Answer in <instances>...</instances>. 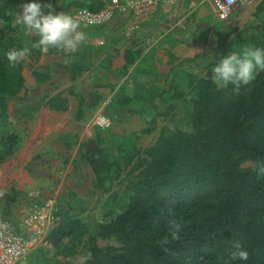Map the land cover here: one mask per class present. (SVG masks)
<instances>
[{"label":"trees","instance_id":"obj_1","mask_svg":"<svg viewBox=\"0 0 264 264\" xmlns=\"http://www.w3.org/2000/svg\"><path fill=\"white\" fill-rule=\"evenodd\" d=\"M107 1L47 0L68 14L78 8L99 10ZM24 2L0 0V163L14 156L22 142L18 132L8 130L9 102L23 101L33 88L22 75L25 60L12 66L7 59L14 49L29 48L27 57L35 61L43 53H61L77 121L108 97L104 112L139 114L147 124L142 134L156 129L159 118L170 116L173 123L161 126L147 147L137 145L136 131H108L105 136L100 131L90 140L93 146L79 143L70 161L73 183L56 199L53 212L58 219L46 233L47 244L34 249L25 263L81 264L82 257L91 254L87 264H222L232 242L240 240L249 258L233 264H264V71L239 93L232 86L218 88L211 78L220 55L247 45L264 48V0L241 27H217V45L212 55L204 56L205 63L187 65L193 60L188 58L160 75L142 69L147 57L140 46L134 48L135 40L123 49V62L114 68L109 45L103 49L106 45L83 42L71 53L32 47L38 37L15 23ZM198 43L193 40L190 45ZM113 50L118 53L116 47ZM89 51L105 54L92 61ZM175 59L171 54L170 62ZM201 66L210 75L205 76ZM86 72L94 84L84 93L76 88ZM31 74L38 84H49L51 67H32ZM143 74L153 79L142 80ZM110 75L123 79L102 84L101 79ZM101 88H109V93ZM66 89L53 95L45 92L43 105L67 111ZM176 112L182 115L176 117ZM58 141L68 150L77 143L70 134ZM88 169L90 195L100 194L97 215L83 212L86 205L72 189L80 177L86 180ZM115 185L121 189L114 190ZM19 193L13 188L2 194L0 211L9 220L14 218L9 206L20 201ZM169 209L174 216L169 217ZM170 218L182 224V232L179 240L162 246Z\"/></svg>","mask_w":264,"mask_h":264},{"label":"rangeland","instance_id":"obj_2","mask_svg":"<svg viewBox=\"0 0 264 264\" xmlns=\"http://www.w3.org/2000/svg\"><path fill=\"white\" fill-rule=\"evenodd\" d=\"M208 3V0H204L202 7L210 11ZM244 8L245 7L236 10V14L234 15L235 17L229 18V20L224 23L216 19L212 15V12H209L207 19L213 22L215 27L221 25L223 30H225L227 26L241 27L245 22H247L250 16L247 11H244ZM115 29L118 30L117 28ZM88 30L93 29L89 28ZM186 36L187 35L184 37H188L186 39L187 44L183 43L182 45L178 46L175 51L172 50L173 53L178 57L177 61L186 58L193 59L191 63H186L187 65L190 64L192 66L205 63L207 60L204 56L208 57V54L212 55L213 48L217 45V41L215 40L216 35H214V33H210L208 30H203L198 32L197 35L192 36L190 34V36ZM197 36L201 37V39L205 38V41L202 43V40H199ZM193 40H198L199 43L197 45H190L192 44ZM106 48L107 45L103 47V49ZM164 48L166 47L164 46ZM157 58H159L160 61H157L158 64L156 63V66L162 70L160 71L161 73H166L171 65L169 64L170 55L163 51L162 55ZM24 60V68L27 69L26 75H31L32 67H36V62L30 60V58L27 56L24 58ZM201 67L200 70L202 73L205 74L206 72L209 74L208 70H205L203 67ZM60 69L63 68L61 67ZM60 69L54 73L56 74L54 78L58 77L54 79V84L56 85L48 86V84H46V87H44V92L53 93L54 89H57L58 87H66L68 83L66 75L64 72H59L64 71ZM59 77L61 79H59ZM91 80L92 79L90 76L86 77V81H84V83L82 82L80 86H77L76 90L87 93L86 91L91 88V85H93L91 84ZM100 91L108 94L109 88H101ZM33 92L34 90L32 93ZM32 93L30 92L29 97L18 103L14 101L9 102L8 121L10 122V125L8 130L18 132L19 136L22 137V142L19 150L14 156L0 163V197H2L3 193L10 192L11 188L15 189L18 187L19 182L24 181V178L28 181L32 179V183L35 186L29 183L27 184L31 186L29 188H38L41 190L40 192H43L44 196H49L52 198L55 197L57 199L59 195L65 194V192H67L65 189L66 186H71L73 183V180L71 179L72 166L70 161L75 155L79 143H85L88 145L87 147L93 146L90 140L94 139L97 135V132L100 131L103 136H105L108 131L110 133L118 134H127L132 131H136L138 133V139L136 140L137 145L141 147H147L155 140L157 132L161 126L173 125V123L170 121V116L165 119L159 118L157 120L156 129H154L151 133L142 134L140 130L146 128L147 124L139 114L124 111L121 113V116H118L119 114L117 115L116 112H104V106L108 100V97L105 102H102L97 108L88 110L82 120L77 121L72 115L76 108V100L72 96H70V109L61 113H50L49 109L43 105V102L34 103V101H32ZM23 106H25L23 108L24 115H21L23 114ZM176 113V117H180V115H182L181 112ZM102 115L108 119V126L101 127L97 124V117ZM36 127L40 129V131L48 133L46 134L45 139L44 136L40 138L38 136L39 134H36ZM66 132L70 135H75L77 139V143L74 144L69 150L63 147L58 141V137L64 135ZM63 156L68 157L67 162L63 161ZM59 159H62V161H59ZM87 172L88 177H86V180L85 178L80 177L78 179V186L72 189L77 192L78 196L83 199V202L86 205L83 209V212L89 215H97L98 208L100 206V203L98 202L100 194L96 193L93 197L90 195L92 175L90 174L89 169ZM113 189L119 190L121 188L115 185ZM79 204L81 207V203ZM9 222L14 231L22 233L19 231L22 229V227L15 225L16 222L14 220L11 219ZM21 264H26L25 260Z\"/></svg>","mask_w":264,"mask_h":264},{"label":"crops","instance_id":"obj_3","mask_svg":"<svg viewBox=\"0 0 264 264\" xmlns=\"http://www.w3.org/2000/svg\"><path fill=\"white\" fill-rule=\"evenodd\" d=\"M260 1L262 0H248L241 8L245 7L244 11H247L248 14L250 15L249 18H251L253 11L255 10L256 6L259 4ZM203 2L204 0H177V2L174 4L159 3L155 7L153 13L145 21H142L140 23L137 30H133V31H130L127 28L128 21H129V14L128 15L118 14L113 19H111L109 22L100 25L101 28H98L97 30L96 29L88 30L89 28L92 29V27H95V26H92V27H82L81 26L80 30L84 31L86 34V40L84 41L86 42V44L99 46L98 44L95 43V39L103 38L104 40L103 45L110 46V49L108 51L113 53L114 55L112 62H111L112 63L111 68H114L118 64L120 65V62H123L122 60L123 49L131 45L135 40L136 45L134 48H138V46H140L142 48V56L144 55L145 58L147 57L143 64L144 67L143 68L141 67V68L144 69L146 72H149L150 75H151V72H155V73L157 72V74L159 75L166 74L169 70L166 73H161L160 71L162 70L158 66H156V63L158 64L157 61H160V59L157 57L161 56L163 51H165V53L170 55V59H171V54H173L176 57V59L172 63L170 62V59H169V64H176L181 60L177 61L178 57L173 53V51H175L178 48V46L187 42L186 40L188 38L187 36H190V34L192 36L197 35L198 32L203 31V30H208L210 33H214L216 31L218 26L215 27V25H213V22L207 19V15L209 14V12H212V15L216 19H218L214 12L212 3L209 1L208 7L210 11H208L206 8L202 7ZM235 14L236 13L233 12V14L230 15V18L231 17L234 18ZM221 22L224 23L226 21H221ZM115 28H117L118 30H116ZM185 35H187L186 36L187 38L184 37ZM116 37L118 38V40L116 44H114L112 40ZM164 46L166 48H164ZM114 47L117 48L118 53H116V51L113 50ZM89 52L91 54L92 61L97 58H98L97 60L99 61V59L104 57V54H105L102 51L101 52L89 51ZM33 61L35 60L33 59ZM140 61H142V59H140L138 62ZM35 62H36L35 66L51 67L52 77L49 81V84L48 83L38 84L33 78L32 74L30 75L35 81V83L32 85L33 88L30 91L32 93V91L34 90V92L31 94V99L32 101H34V103H40L44 101L43 99L45 97L44 87H46V84H48V86L56 85L54 84L55 83L54 79L58 77L54 78V76L56 75L54 73L62 67L61 65H63L64 58H62V55L60 52L50 53V54L43 53L38 58V60ZM60 70H64V69H60ZM59 72L63 73L64 71H59ZM87 75L88 73L86 72L85 75L81 78L82 80L81 82L84 83V81H86V77H88ZM150 75L143 74L141 78L142 80L153 79V75L152 76ZM67 78L68 77L66 75V79ZM90 78L92 79L91 84H94L93 83L94 79L91 76ZM59 79L61 78L59 77ZM122 79L120 78L116 79L114 78V76L110 75L107 80L101 79V83L103 84L107 81L115 82L116 80H118V83H120ZM67 82L68 83L66 87L64 88L58 87L57 89H54L53 93L50 92V95L55 94L58 90L66 89L67 86H69L70 84L68 79H67ZM27 83L29 84V82ZM66 93H67V89L64 94L67 95L69 103H70L71 101L70 96L72 95L68 93L66 94ZM46 100L47 99H45V101ZM68 109H70V106ZM49 112L50 113H61L64 111L49 110ZM35 131L37 135L39 134L38 136L40 138L44 136V139L46 137V134H48V133H44V131L43 132L40 131V129H38L37 127ZM64 134H68V133L66 132ZM44 143H45V140H44ZM59 161H62V159L61 160L59 159ZM23 180L24 181L19 182L18 187L15 188L18 192H20L19 193V197L21 198L20 201H16L14 204H11L9 206V211L10 213H13L12 215L14 216L12 220L16 222L15 225H19V226L22 225L23 218L25 216V210L28 208V206L30 205L32 201L37 200L41 202V201L46 200V198L49 197V196H44L43 192H40L41 190L38 188H35V187H34L35 189L29 188L31 186L27 184L30 183L31 185H33L32 179L28 181L23 178ZM1 199L2 197H0V200Z\"/></svg>","mask_w":264,"mask_h":264},{"label":"clouds","instance_id":"obj_4","mask_svg":"<svg viewBox=\"0 0 264 264\" xmlns=\"http://www.w3.org/2000/svg\"><path fill=\"white\" fill-rule=\"evenodd\" d=\"M15 23L24 31L38 37L32 47L40 48L42 51L52 48L71 53L86 40L85 32L80 30V22L66 12L57 11L56 6L47 0H26L20 6V10L16 11ZM29 52L30 49L27 47L14 49L8 52L7 59L10 65L15 66ZM259 71H264V48L247 45L220 55L215 60L211 78L218 88L232 86L233 91L239 93L242 87L250 85L255 80ZM54 199L56 201L55 197ZM168 215L174 216V211L169 209ZM181 232L182 224L174 218L168 219L166 235L161 238L160 244L167 246L170 242L179 240ZM248 258V251L243 243L235 240L227 252V259L223 260L222 264H233L237 260L247 261ZM90 259L91 254L82 257L81 264H87Z\"/></svg>","mask_w":264,"mask_h":264},{"label":"built area","instance_id":"obj_5","mask_svg":"<svg viewBox=\"0 0 264 264\" xmlns=\"http://www.w3.org/2000/svg\"><path fill=\"white\" fill-rule=\"evenodd\" d=\"M212 3L216 17L227 21L230 15L241 8L248 0H209ZM177 0H108L99 10L78 8L71 12L82 27L99 26L109 22L118 14H129L127 28L137 30L140 23L145 21L159 3L174 4ZM95 43L101 45L103 38H96ZM101 127L109 125L105 116L97 117ZM55 199L32 201L25 210L21 225L22 233L14 231L9 220L0 211V264H21L25 258L38 246L47 244L45 239L49 228L57 217L54 215Z\"/></svg>","mask_w":264,"mask_h":264},{"label":"water","instance_id":"obj_6","mask_svg":"<svg viewBox=\"0 0 264 264\" xmlns=\"http://www.w3.org/2000/svg\"><path fill=\"white\" fill-rule=\"evenodd\" d=\"M26 73H27V69L23 68L22 75L25 79V83L28 84L27 82H29V84L33 85L35 83L34 79L32 78V76L26 75ZM208 75H210V73ZM92 145H94V144L92 143Z\"/></svg>","mask_w":264,"mask_h":264}]
</instances>
